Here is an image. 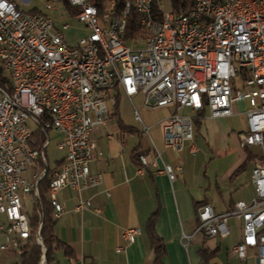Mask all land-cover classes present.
<instances>
[{
	"label": "built area",
	"instance_id": "built-area-1",
	"mask_svg": "<svg viewBox=\"0 0 264 264\" xmlns=\"http://www.w3.org/2000/svg\"><path fill=\"white\" fill-rule=\"evenodd\" d=\"M19 1L28 2L0 0V234L7 239L0 241V249L18 253L29 235L24 199L28 193L36 198L38 180L47 169L44 149L49 129L58 133L55 147L62 150L47 181L52 217L63 212L55 195L59 188L79 193L101 181V173L88 167L95 147L92 133L112 113L119 88L128 98L141 93L147 108L173 107L161 124L163 144L173 149L192 137V115L179 109L195 113L205 107L209 116L221 117L241 104L245 130L239 133L240 142L260 147L250 169L254 194L221 212L206 202L197 205L194 231L224 236L226 217L234 216L240 235L231 254L244 259L246 249L252 248L253 264H264V0H213L215 21L201 22L204 32L192 27L203 0H195L191 20L171 7L161 9L165 26L155 32H147L144 0H123L119 23H111V0H103L99 18H92V0H72L73 11L68 14L85 28L73 44L63 37L68 23L55 25L49 13L55 8L48 6V0H43L42 9L29 10L21 9ZM129 10L135 12L136 26L125 36ZM100 46H107V54H100ZM236 76L240 87L232 82ZM133 116L140 121L136 110ZM141 130H147L143 123ZM133 155L138 174L156 166L155 157L147 159L140 150ZM28 165L33 168L30 179L24 175ZM156 171L169 181L175 177L168 163ZM86 207L89 200L78 196L74 210ZM137 233L136 226L127 225L120 237L130 243ZM35 241L40 242L38 226Z\"/></svg>",
	"mask_w": 264,
	"mask_h": 264
},
{
	"label": "crops",
	"instance_id": "crops-1",
	"mask_svg": "<svg viewBox=\"0 0 264 264\" xmlns=\"http://www.w3.org/2000/svg\"><path fill=\"white\" fill-rule=\"evenodd\" d=\"M136 94L141 95L137 92L128 98L116 88V102L111 109L112 113L105 123L94 128L92 135L95 147L88 167L91 172L101 173V181L96 186L81 189L79 193L68 187H61L56 191L55 195L62 203L63 212L54 218L51 231L58 243L51 249L47 261L42 253L41 264H197L199 246L211 252L208 264H228V258L245 260L247 254L244 259H238L230 252V247L239 236L221 251L218 238L229 233L228 226V232L224 236H208L201 231H194L197 205L206 202L212 209L215 206L205 195L202 184L195 186L192 178L188 173L182 172L183 166L178 163L180 155H194L199 151L198 145L201 144L197 145V141H193L198 137L202 146L204 144L209 150L215 148L217 153L228 150L229 145L236 149V157L221 173L223 178L232 179L238 170L243 169L245 160L252 156L247 152L246 145L240 142L239 133L245 130V114L240 109L241 104H235L230 115L221 117L209 116L205 107L195 113L192 111L190 142L183 143L179 149H173L163 144L161 126L160 129H152V137L149 135L152 122L144 123L135 108L140 123L147 126L146 132L140 131L147 135L148 141L130 142L125 138V132H132L134 128L119 117L116 103L120 95L131 100ZM141 105L145 107L142 95ZM149 109H157L160 115L158 119L163 120L173 107L168 105ZM197 114L199 115L196 116ZM33 134L37 140V134ZM55 134L58 138L56 131ZM136 150L142 151L147 159L155 157L156 166H147L140 174L136 173L133 155ZM61 156L50 167L46 162L47 167L50 170L55 168ZM258 158L259 156L254 160L252 158L250 169ZM188 160L191 162L192 159ZM162 163H168L174 168L173 180L169 181L163 172L156 171V167H160ZM30 174L31 172L29 177L25 176L30 179ZM248 178L250 179V175ZM201 179L203 181V177ZM240 195L242 194L236 199L228 198L222 209H228L235 200L242 199ZM78 196L88 199L90 207L74 210ZM92 207H96L97 211ZM149 217L152 229L160 238L163 248L158 263L152 259L153 250L146 230ZM127 225L138 228V233L130 243L124 242L120 237V230ZM213 237H217V241ZM117 246L121 249L116 250ZM17 262L18 260L15 264Z\"/></svg>",
	"mask_w": 264,
	"mask_h": 264
},
{
	"label": "rangeland",
	"instance_id": "rangeland-1",
	"mask_svg": "<svg viewBox=\"0 0 264 264\" xmlns=\"http://www.w3.org/2000/svg\"><path fill=\"white\" fill-rule=\"evenodd\" d=\"M49 3L51 6L55 7V9L49 11L54 19L55 25H59L61 21H66L68 23L69 26L63 30V37L67 43L73 44L78 39V37L85 32V28L80 22L75 21L71 14H68V12L70 11L62 0H49ZM42 4L43 0H28V2L19 1V7L23 10H29L30 8L42 9ZM159 7L164 11L169 10L170 0H160ZM232 82L237 87H240V78L238 76L234 77L232 79ZM116 104L119 117L125 124H128L134 128L132 132H125L124 134L125 138L128 141H148L147 135L140 131V121L135 119L133 116L134 108L137 110L144 123L152 122V125L149 129V135L151 137L152 129L157 127H159L160 129L162 120L158 119L160 115L157 109H149L143 107L141 105L140 94L132 96L131 100L123 95H120V97L117 99ZM178 112L193 114L192 110L186 107L179 109ZM47 134L49 140L44 149V153L47 165L50 167L53 165L54 160L62 155V150L55 147V140L57 138L55 131L49 129L47 131ZM193 141H197V145L198 143L201 144V146L198 145L199 151H197L194 155H180L178 163L183 166L182 172L188 173V176L192 178L191 181L195 186L197 184H202L201 186L205 188V195L210 198V201L215 206V209L213 210L215 212H221L225 210V208L222 209V206L223 204H225L228 198L236 199L239 194H242L240 195V197L246 202L249 201V198L253 196L254 193L253 184L248 178L250 175L249 170L252 161L260 155L259 145H246V150L251 154L252 157L245 160L243 169L238 170L236 175H234V177H232L231 179L228 177L223 178L221 176V173L236 157V149L229 145L228 150L217 153L215 148L209 150L204 146V144L202 146V142L198 137L194 138ZM188 142H190V139H188L184 143L186 144ZM188 159H192L191 162ZM32 171L33 168L28 165V169L25 175L29 177V173ZM201 177H203V181ZM31 201V195L28 193L26 195V199L24 200V206L27 212L31 210ZM225 222L229 228V233L223 238H218L220 241L222 252L225 245L229 247L233 240H235L236 237L240 235V222L237 218H235L234 216H227ZM197 234L200 236V232H198ZM213 239L217 241V237H213ZM0 240L6 241V236L0 235ZM253 252L254 249L247 248V257L245 260L241 261L228 258L227 262L228 264H252ZM17 260L18 253L13 252L11 249H0V264H15Z\"/></svg>",
	"mask_w": 264,
	"mask_h": 264
},
{
	"label": "trees",
	"instance_id": "trees-1",
	"mask_svg": "<svg viewBox=\"0 0 264 264\" xmlns=\"http://www.w3.org/2000/svg\"><path fill=\"white\" fill-rule=\"evenodd\" d=\"M66 5L65 0H62ZM94 4L98 8L103 7L102 0H93ZM113 4V11L120 13L123 8V0H111ZM194 5L193 0H170V7L175 10L176 14H188ZM69 10V9H68ZM71 12V10H69ZM136 15L133 10H129L126 15L125 23V36L132 33V30L136 26ZM197 114L196 116H198ZM50 175V169L47 167L44 174L38 180V193L36 198L33 200L31 210L26 213L28 215L30 231L28 237L21 243L20 250L18 252L17 264H37L40 258V254L43 253L44 260L47 261L50 255L51 249L56 246L58 240L55 238L51 231L52 223L54 218L51 215V207L47 200V181ZM38 226V235L40 242L35 241V231ZM147 235L149 238L150 245L153 250V261L158 263L163 253L162 243L160 238L154 233L152 229L151 217L148 218L146 224ZM43 247V250L41 249ZM199 261L197 264H208L207 260L211 252L205 247H198ZM93 264V263H88Z\"/></svg>",
	"mask_w": 264,
	"mask_h": 264
},
{
	"label": "bare ground",
	"instance_id": "bare-ground-1",
	"mask_svg": "<svg viewBox=\"0 0 264 264\" xmlns=\"http://www.w3.org/2000/svg\"><path fill=\"white\" fill-rule=\"evenodd\" d=\"M103 1V0H102ZM148 6V19L146 21V29L147 32H155L157 28H164L165 26V18H161V9L159 7V3H156V0H144ZM194 5L188 14L184 15V20H191L192 19V11L195 6ZM66 6L68 7L71 12L73 11V1L72 0H65ZM213 0H203V5L201 7V12L197 13V18H193L192 20V27L197 28V32H204V24L201 22L207 21H215V10H211V3ZM228 3H238L241 0H226ZM93 9H92V18H99V10L93 0ZM48 6L51 8H55L51 6L48 0ZM162 6V5H161ZM114 8V7H113ZM123 10V8H122ZM122 12V11H121ZM176 14V13H175ZM110 20L111 23H119L120 22V13H116L113 10L110 12ZM100 54H107V46H100Z\"/></svg>",
	"mask_w": 264,
	"mask_h": 264
}]
</instances>
